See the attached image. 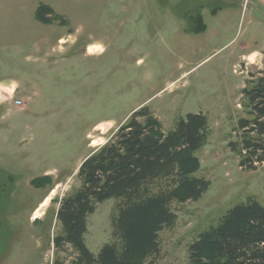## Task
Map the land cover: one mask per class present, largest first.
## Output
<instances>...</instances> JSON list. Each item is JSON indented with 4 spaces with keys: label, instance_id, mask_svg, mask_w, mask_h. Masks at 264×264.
I'll list each match as a JSON object with an SVG mask.
<instances>
[{
    "label": "rangeland",
    "instance_id": "rangeland-1",
    "mask_svg": "<svg viewBox=\"0 0 264 264\" xmlns=\"http://www.w3.org/2000/svg\"><path fill=\"white\" fill-rule=\"evenodd\" d=\"M8 1V13L0 10V80L24 87H0V264L77 258L71 244L55 246L57 211L80 188L83 159L138 105L167 132L189 113H203L209 124L192 173L208 188L197 200L178 195L175 224L159 233V253L140 264H187L189 244L231 208L250 198L264 205V162L243 168L231 146L247 133L239 121L254 118L246 91L264 77V0ZM43 4L75 29L83 22L81 40L74 37L64 54L57 37L68 27L37 20ZM199 16L204 27L194 31ZM42 37L50 40L41 50ZM92 41L104 51L84 55ZM116 204L107 199L88 216L85 241L96 255L120 243Z\"/></svg>",
    "mask_w": 264,
    "mask_h": 264
},
{
    "label": "trees",
    "instance_id": "trees-1",
    "mask_svg": "<svg viewBox=\"0 0 264 264\" xmlns=\"http://www.w3.org/2000/svg\"><path fill=\"white\" fill-rule=\"evenodd\" d=\"M55 14L45 4L37 10L44 23L57 19ZM203 23L199 16L194 31ZM246 93L254 118L239 121L247 133L231 146L242 154L243 168H256L264 162V77ZM208 127L206 115L189 113L167 132L148 107L135 110L81 163V186L62 199L57 211L61 232L53 240L55 246H73L77 258L71 264H140L159 253V233L177 219L173 201L184 191L197 200L208 188V180L192 174ZM111 198L117 200L114 231L120 243L105 244L96 255L85 241L87 219ZM187 264H264V205L250 198L231 208L189 244Z\"/></svg>",
    "mask_w": 264,
    "mask_h": 264
},
{
    "label": "crops",
    "instance_id": "crops-1",
    "mask_svg": "<svg viewBox=\"0 0 264 264\" xmlns=\"http://www.w3.org/2000/svg\"><path fill=\"white\" fill-rule=\"evenodd\" d=\"M9 7H10V3H9L8 0H0V10H2L1 13H3V15H5L6 12L8 13V10H5V12H3V9H7ZM51 8L54 9L53 7H51ZM37 10H38V6H36V9H35V18H37V20H38ZM49 15H51V14H49ZM4 18L5 17H0V24H3L2 19H4ZM42 23H44V22H42ZM54 23H57V24H60V25H63V26H67L68 27V29H67L66 32L64 31L62 34L58 35V37H57V44H59V45H61L63 47L62 48L63 50L60 53L64 54V52L66 51V48L65 47H67L68 45L74 47V45L76 43H78L79 40H81V37L83 36V32H84V27L82 26L83 22H81V23H79L77 25L76 29H78V31L80 29L79 33H77V34H76V29L72 26L73 25L72 24V21H70L69 18L68 19L65 18L64 15H62L61 13H60V15H59V17L57 19H54L52 22L44 23V24L51 26V25H54ZM71 27H73V30H71L72 29ZM0 30H2V31H0V35L1 34L3 35V29H0ZM74 37L75 38L78 37V41L75 42L74 41ZM22 39H23V36L21 35L18 40L21 41ZM49 40H50L49 37H47V38L46 37H42L41 40L39 41V44H35V45H39V49L42 50V44H44L46 42L48 43ZM57 44L52 45L51 48L56 47ZM104 49H105V45L102 42H100V41H92V42H89V43L86 44V49L84 51V53H85L84 55H88L89 56V55H92V54H99V53L103 52ZM52 52H54V51H52ZM48 61H49V58H48ZM0 87L12 88L13 90H15V89H19V88L22 89V87H24V86L22 85V83L20 81H17V80H12L10 82L0 80ZM16 94H15V96H16ZM23 99H22L21 96L18 95L17 97H15L14 100H17V101L19 100V101H22L23 102ZM139 106L140 105H138L135 108H133L132 110H130L126 114V116L119 123L122 124L127 118H129V116ZM100 124H101V122H99L95 126H99ZM106 142L107 141H105L104 143L100 144V146L103 145V144H105ZM91 153L92 152H90L89 154H87V156L90 155Z\"/></svg>",
    "mask_w": 264,
    "mask_h": 264
},
{
    "label": "bare ground",
    "instance_id": "bare-ground-1",
    "mask_svg": "<svg viewBox=\"0 0 264 264\" xmlns=\"http://www.w3.org/2000/svg\"><path fill=\"white\" fill-rule=\"evenodd\" d=\"M93 143H97V140H94ZM49 201V196L45 198L44 202L41 203V207L46 205ZM39 211V210H38ZM38 211L34 214V217H38Z\"/></svg>",
    "mask_w": 264,
    "mask_h": 264
}]
</instances>
